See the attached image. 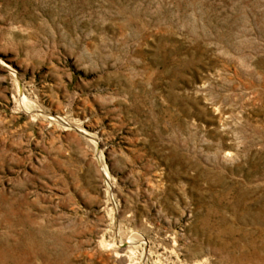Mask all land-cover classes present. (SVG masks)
Returning a JSON list of instances; mask_svg holds the SVG:
<instances>
[{"label":"rangeland","instance_id":"1","mask_svg":"<svg viewBox=\"0 0 264 264\" xmlns=\"http://www.w3.org/2000/svg\"><path fill=\"white\" fill-rule=\"evenodd\" d=\"M0 264H264V0H0Z\"/></svg>","mask_w":264,"mask_h":264}]
</instances>
